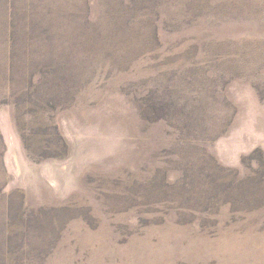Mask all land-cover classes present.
I'll list each match as a JSON object with an SVG mask.
<instances>
[{
	"label": "rangeland",
	"instance_id": "1",
	"mask_svg": "<svg viewBox=\"0 0 264 264\" xmlns=\"http://www.w3.org/2000/svg\"><path fill=\"white\" fill-rule=\"evenodd\" d=\"M0 264H264V0H0Z\"/></svg>",
	"mask_w": 264,
	"mask_h": 264
}]
</instances>
